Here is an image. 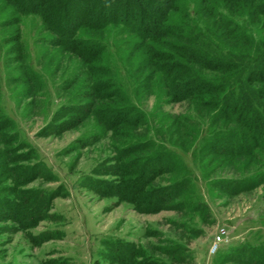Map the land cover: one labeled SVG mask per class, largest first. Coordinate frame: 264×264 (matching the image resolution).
I'll use <instances>...</instances> for the list:
<instances>
[{"label": "trees", "instance_id": "1", "mask_svg": "<svg viewBox=\"0 0 264 264\" xmlns=\"http://www.w3.org/2000/svg\"><path fill=\"white\" fill-rule=\"evenodd\" d=\"M79 1L0 0V27H12L1 37L8 46L6 53L12 55L5 64L0 62V72L1 66L11 61L17 63L10 70L20 71L16 80L25 85L24 92L19 93L22 98L33 97L34 87H37L34 81L40 84L37 88L44 86L40 71L24 61L28 51L20 31L23 19L29 15L38 16L42 30L50 33L37 42L76 57L77 66L55 90L74 88L73 98L77 100L56 102L46 124L39 129V136L64 132L74 128L83 117H91L93 127L88 138L76 139L81 146L92 144L109 132L112 137L118 135L123 140L114 146V157L92 167L82 186L102 197L116 196L119 201H126L133 209L143 212L154 211L168 196L178 198L179 192L172 193V190L186 183L188 176L184 174L183 179L170 185H150L157 175L173 172L179 163L174 153L156 145L155 135L172 128L175 132L180 131V127L186 129L188 123L194 124L196 132L190 148L198 149L199 155L218 153L228 159L264 156V0H102V7L110 10L103 8L92 18H87L88 13L80 9ZM119 12L120 18L117 17ZM73 17L79 18L82 24L69 29L67 21ZM112 31L115 37L110 42L106 38ZM110 49L114 50L117 61L103 66L104 57L111 60ZM118 63L131 75L136 97L156 95V111L148 114L130 102L123 88L118 93L121 87L113 79ZM54 69H59V61ZM7 81L14 82L12 78ZM1 91L0 75V95ZM53 100V96L48 99L50 109L55 107ZM181 101L191 104L195 117L186 116L180 121V117L171 119L170 114L159 110L161 103ZM150 116V120L157 121L155 127L149 129V134L155 135H150L152 139L147 146L125 142L132 137L127 128H137ZM14 125V118L7 116L2 108L0 96L1 134L13 137L16 132L11 135L3 130ZM206 132L210 136L206 137ZM26 143L24 141L17 150L28 148L24 152L28 159L35 154V148H29ZM144 148L153 150L147 156L127 159V155ZM262 183L263 160L248 175L219 179L215 186L228 194H237ZM0 206L16 210L15 204L6 201ZM38 210L40 213H37L38 218H33V224L44 218L41 210L45 209L40 207L34 211ZM26 224L29 225L28 221ZM239 251L227 261L264 263V247H243ZM247 254L250 259H244Z\"/></svg>", "mask_w": 264, "mask_h": 264}, {"label": "rangeland", "instance_id": "2", "mask_svg": "<svg viewBox=\"0 0 264 264\" xmlns=\"http://www.w3.org/2000/svg\"><path fill=\"white\" fill-rule=\"evenodd\" d=\"M79 7L88 13L87 18L94 17L103 8L110 10L102 7V0H80ZM117 17L122 14L119 12ZM78 19H68L67 28L80 26ZM11 29L10 25L0 27V62L4 64L12 54L6 53L8 46L1 37ZM20 32L28 51L24 61L40 71L45 84L37 88L40 84L34 81L37 87H34L33 97H19L25 85L16 80L20 71L10 70L17 63L1 64V105L6 115L15 120V125L5 128L3 133H16L7 138L0 130V203L15 204L16 210L0 206V264H241L227 258L238 254L243 247H264V183L237 194H228L215 186L219 179L248 175L264 161V156L228 159L218 153L199 155L198 149L190 148L196 135L193 123L186 124V129L180 127L177 132L173 128L165 133L157 132V136L149 134L157 121L150 120L151 116L137 128H127L132 137L125 142L141 143L144 147L153 134L157 146L165 147L164 150L179 159L173 172L157 175L150 184L152 187L170 185L183 179L184 174L188 176L186 183L172 190V193L179 192L178 198L168 196L154 211L143 212L133 209L126 201H119L116 196L102 197L82 186L92 167L114 157V146L123 140L118 135L112 137L109 132L94 143L81 146L76 139L88 138L93 127L91 117H83L74 128L64 132L39 136V129L46 124L56 102L77 100L73 98L74 88H55L70 76L78 60L69 52L55 51L37 42L44 39L43 36H50L42 30L38 16H26ZM107 34L106 39L111 42L114 31ZM110 50L111 60L104 57L103 66L117 61L114 50ZM56 61H59L57 71L54 69ZM115 67L113 79L121 87L118 93L123 88L130 102L148 114L156 111V95L136 97L131 75L124 72L121 64ZM9 78L16 84L9 83ZM47 89H50L48 93ZM51 96L55 107L50 109ZM29 102L32 104L27 106ZM159 110L170 114L171 119L180 117V121L186 116H196L187 101L161 103ZM208 132L206 137L210 136ZM24 141L29 148H35V154L28 159L24 156L28 148L17 150ZM152 150L144 148L126 157L147 156ZM52 193L56 195L53 197ZM40 207L45 209L41 210L44 218L33 224V218H38L37 213H40L34 210ZM220 227L226 229L227 235L214 250L215 235ZM244 259H250V255Z\"/></svg>", "mask_w": 264, "mask_h": 264}, {"label": "built area", "instance_id": "3", "mask_svg": "<svg viewBox=\"0 0 264 264\" xmlns=\"http://www.w3.org/2000/svg\"><path fill=\"white\" fill-rule=\"evenodd\" d=\"M227 235V231L224 227H220L218 232L215 235V240H214V250L217 247V244L220 243L221 241H223L226 238Z\"/></svg>", "mask_w": 264, "mask_h": 264}]
</instances>
